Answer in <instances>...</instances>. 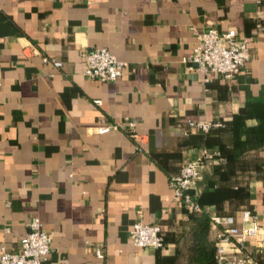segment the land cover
Returning <instances> with one entry per match:
<instances>
[{"label":"crops","instance_id":"0c3cea01","mask_svg":"<svg viewBox=\"0 0 264 264\" xmlns=\"http://www.w3.org/2000/svg\"><path fill=\"white\" fill-rule=\"evenodd\" d=\"M210 27L248 39L232 78L203 81L189 61L193 31ZM99 46L124 62L114 80L81 73ZM252 101L264 102V0H0V245L17 251L37 216L45 264H173L190 220L168 178L205 146L222 160L205 162L193 192L208 216L256 215L244 251L264 264V142L232 148V116ZM123 117L135 136L95 131ZM134 221L158 224L163 247L132 244ZM217 232L209 223L207 238Z\"/></svg>","mask_w":264,"mask_h":264},{"label":"built area","instance_id":"2783aa9c","mask_svg":"<svg viewBox=\"0 0 264 264\" xmlns=\"http://www.w3.org/2000/svg\"><path fill=\"white\" fill-rule=\"evenodd\" d=\"M193 32L195 43L189 61L203 73V81L209 80V73L232 78L249 57L247 37L240 36L233 30L219 31L210 27L203 31ZM82 54L85 65L81 73L100 81L114 80L124 66L123 61L103 46L93 47ZM42 60L52 63L55 67L61 65V61L53 57L43 55ZM94 101L100 102L99 99ZM187 124L203 132L220 125L219 122L205 119H188ZM110 128L124 129L130 136H135L134 122L128 117L96 125L95 131L103 132ZM207 160L218 163L222 160V156L218 150L203 146L194 158L184 161L179 171L168 178L172 199L178 201L189 212L202 209L193 189L201 177V170ZM209 223L218 229L214 240L217 263L257 264L244 251L245 237L256 235L261 229L255 214L248 209L242 210L240 224H236L234 217L230 214H212L209 216ZM25 224L27 230L20 238L17 251L9 252L3 245H0V264H45L51 249L50 235L42 228L37 216H31ZM128 238L132 244L137 246L150 245L158 248L164 245L163 235L156 223L134 221L128 230ZM227 243L231 245L226 247ZM94 253L97 257L103 255L99 247H95Z\"/></svg>","mask_w":264,"mask_h":264},{"label":"trees","instance_id":"16d2710c","mask_svg":"<svg viewBox=\"0 0 264 264\" xmlns=\"http://www.w3.org/2000/svg\"><path fill=\"white\" fill-rule=\"evenodd\" d=\"M255 122L245 124V118ZM232 148L236 152L254 148L264 142V102L252 101L232 116ZM197 199V198H196ZM190 224L182 240V248L173 264H219L215 259L214 242L207 238L209 216L202 208L189 212Z\"/></svg>","mask_w":264,"mask_h":264}]
</instances>
